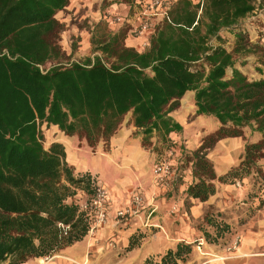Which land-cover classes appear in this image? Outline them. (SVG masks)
I'll list each match as a JSON object with an SVG mask.
<instances>
[{"label":"trees","instance_id":"obj_1","mask_svg":"<svg viewBox=\"0 0 264 264\" xmlns=\"http://www.w3.org/2000/svg\"><path fill=\"white\" fill-rule=\"evenodd\" d=\"M255 1L176 0L167 16L152 21L147 47L126 45L127 29L119 28L96 42L93 51L100 54L43 68L61 54L62 24L54 15L69 0H0V264L51 256L90 228L87 212L72 197L77 187L92 195L96 180L89 170L74 173L62 141L44 147L42 125L94 147L107 144L129 113L142 145H150L153 133L166 141L182 130L169 112L193 91L196 113L214 117L219 126L198 149L184 151L190 153L192 176L186 200L205 201L216 192V182L232 183L256 169L264 157V78L248 79L221 43V32L230 30L241 48L237 21ZM246 126L260 138L245 143L240 162L217 175L205 148L242 136ZM217 216H204L212 229L202 227L208 242L232 230ZM135 245L130 236L127 250ZM190 251V243L179 241L145 264H178Z\"/></svg>","mask_w":264,"mask_h":264},{"label":"rangeland","instance_id":"obj_2","mask_svg":"<svg viewBox=\"0 0 264 264\" xmlns=\"http://www.w3.org/2000/svg\"><path fill=\"white\" fill-rule=\"evenodd\" d=\"M140 8L132 0H69L68 5L54 15L62 24L57 37L61 54L47 61L43 68L72 60L83 61L95 53L100 54L99 51H93L96 42L119 28L127 29L128 34L129 29L139 21ZM200 12L199 9L198 14ZM161 17L157 15L151 18L152 21L159 22ZM237 28L243 33L241 48H236L235 32L230 30L221 32L222 45L232 52L234 66L248 79L264 78V0L255 1L254 9L237 21ZM210 42L214 45L219 43L215 38H211ZM141 45H138V50ZM227 72L230 73L231 70L228 69ZM193 94V91H187L179 100V106L169 112L182 125V130L170 133L166 141L153 133L150 145H142L138 129L129 121L130 114L124 116L120 127L112 136L126 134L127 149L136 147L130 162L119 154L114 156L111 168L108 167L102 155L103 152L112 154V136L107 144L98 141L94 147H89L83 138L76 135L70 137L71 149L75 152L73 139L76 146L86 147L88 154L92 155L88 156L89 164L101 168L100 173L89 172L96 181L103 184L104 180L110 182L115 171L119 175H125L129 181L121 188V195L118 194L113 199L114 203L111 201L107 221L103 224L95 222L93 210L82 208L84 204L88 207L91 193L77 187L72 199L80 209L87 212L90 228L80 244L73 243L52 255L77 253L80 259L73 264H145L146 258L154 263L167 249H173L177 242L183 241L190 243L191 251L178 264H188L204 259L199 257L193 260L197 255L211 258L218 256L214 251L218 246L230 254L240 244L242 236L247 234L258 235L260 241H263L260 245L264 248V157L257 161L256 169L243 179H234L232 183L216 182V192L207 200H186L185 188L192 176L190 153L186 155L184 151L198 149L219 126L214 117L196 113ZM41 130L44 147H48L49 142L54 139L62 141L57 137L61 132L55 126L45 128L42 125ZM61 135L64 136L62 133ZM259 138L258 132L246 126L242 136L224 137L205 148L206 156L211 160L216 174H224L236 166L242 159L245 143ZM65 151L68 162L79 160L77 155L75 159L68 158L66 145ZM165 159L171 163V174L165 180L157 182L153 165ZM73 167L75 174L77 171L84 173V170H79L74 165ZM136 192L143 197L139 206L132 201V195ZM124 207H130L131 214L115 216L116 209ZM152 208L154 211L149 214ZM207 213L218 214L217 218L228 221L232 226L231 232L217 243L208 242L203 237L202 227L212 231L204 222ZM130 236H133L136 245L127 250ZM210 244H213L212 249L208 247ZM51 256L41 258L48 259ZM35 258H31L32 264H43ZM43 261L45 262L44 259ZM8 262L7 259L1 264H9Z\"/></svg>","mask_w":264,"mask_h":264},{"label":"crops","instance_id":"obj_3","mask_svg":"<svg viewBox=\"0 0 264 264\" xmlns=\"http://www.w3.org/2000/svg\"><path fill=\"white\" fill-rule=\"evenodd\" d=\"M137 23V22H136ZM137 24L134 25V27L130 28L127 34V37L125 39L126 44L129 46H132L134 48H138V45H141V49L144 48L146 44H148V38L147 34L144 35H135L134 28ZM144 40V41H143ZM143 41V42H142ZM134 128V127H133ZM130 131V130H129ZM126 134H121L112 136L111 139V150H113L112 154L109 152H103L102 158L105 160L106 164L108 167L111 168L112 162L114 161V156L122 154L124 157L127 159V161H131L133 158L135 152H136V147L133 149H127V144H126ZM58 138L62 139V141L68 142L71 144V138L68 136H62L61 133L60 135L57 136ZM70 140V141H69ZM72 144L76 148L75 152L72 150L71 154L73 157H69V159H75L76 155L78 157V161L76 162H71L69 161L70 164L76 166L77 169L79 170H89L95 173H100L101 168L96 167L93 164H89L88 162V156H92L88 154L86 147H78L75 145L74 140L72 139ZM67 147V146H66ZM68 148V147H67ZM70 150H71V145H70ZM67 152L69 153L68 149ZM74 153V154H73ZM105 181L104 184L97 181L100 185H102L108 193V201L106 204V211L108 214V207H110V203H114V200L118 194L121 195L122 187L127 184L129 181L128 178L125 175H119L118 171H115L112 175L111 180ZM114 199V200H113ZM112 201V202H111ZM82 241H78L74 244H80ZM263 241H260V237L256 234H247L242 236L240 244L236 247L235 251H231L230 254L225 252L220 246L216 248L215 255L218 256H213L214 258H211L210 256H202L197 255L194 257L193 260H196V258H204V259H199L196 263H188V264H264V252H261L264 250V248L261 247L260 244H262ZM209 245V244H208ZM212 249L213 244H210ZM220 247V248H219ZM74 248H77V245H74ZM214 249V248H213ZM36 259V258H35ZM44 264H73L74 261H78L80 259V256L77 253H59L52 255L50 258L45 259ZM38 260V258L36 259ZM33 260L29 259L28 261L21 263V264H32ZM117 264V263H114Z\"/></svg>","mask_w":264,"mask_h":264},{"label":"built area","instance_id":"obj_4","mask_svg":"<svg viewBox=\"0 0 264 264\" xmlns=\"http://www.w3.org/2000/svg\"><path fill=\"white\" fill-rule=\"evenodd\" d=\"M145 1V2H144ZM176 0H137L136 3L139 5V21L134 28L136 35L148 34L152 28V18L157 15L167 16V9ZM202 4L203 0H196ZM119 19V17H118ZM154 178L157 182L165 180L171 174V163L168 160H159L153 165ZM108 201L107 190L100 185L97 181L94 182L93 193L90 197L88 207L87 204L83 205V209L93 210L95 212V222L97 224H103L107 221L108 214L106 211V204ZM132 201L135 205L139 206L143 202V197L139 192L132 195ZM152 208L149 212L152 213ZM130 207H124L116 209L115 216L122 217L127 214H131Z\"/></svg>","mask_w":264,"mask_h":264},{"label":"bare ground","instance_id":"obj_5","mask_svg":"<svg viewBox=\"0 0 264 264\" xmlns=\"http://www.w3.org/2000/svg\"><path fill=\"white\" fill-rule=\"evenodd\" d=\"M69 141H70V140H69ZM66 146L68 147L67 149H68V151H69V153H68L69 157H73V155L71 154L72 149L70 150V144H69L68 142H66ZM73 154H74V153H73ZM38 261H39V263H43V264L45 263L41 257L38 258Z\"/></svg>","mask_w":264,"mask_h":264}]
</instances>
